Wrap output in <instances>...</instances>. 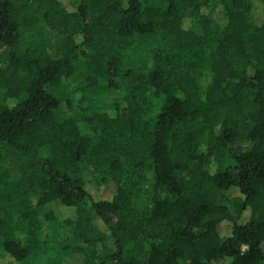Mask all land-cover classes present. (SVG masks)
Here are the masks:
<instances>
[{"label": "trees", "instance_id": "trees-1", "mask_svg": "<svg viewBox=\"0 0 264 264\" xmlns=\"http://www.w3.org/2000/svg\"><path fill=\"white\" fill-rule=\"evenodd\" d=\"M69 260L264 264V0H0V264Z\"/></svg>", "mask_w": 264, "mask_h": 264}, {"label": "rangeland", "instance_id": "rangeland-1", "mask_svg": "<svg viewBox=\"0 0 264 264\" xmlns=\"http://www.w3.org/2000/svg\"><path fill=\"white\" fill-rule=\"evenodd\" d=\"M212 12V18L213 20L219 24L220 26H223L225 23V17L221 14H219L216 9L214 10V7L212 6L211 8ZM150 56H147L148 62H150ZM208 79H209V74L204 75L202 78V87L203 89L206 88L208 84ZM118 90H113L112 94L108 96V98L104 99L102 101V105L105 107V109H111V107L116 104V101L119 100L120 96L118 94ZM121 94V93H120ZM99 101H96V104H98ZM152 174H149L151 176ZM113 190V186H108L104 189H96L92 188V193L100 198H106L110 195V192ZM152 195V189L151 188H146L141 192V196L138 199L139 205H141L143 202L148 201V198ZM61 204L58 202L51 203L48 205V209H56L60 206ZM221 232L223 234L227 233V225H222L221 226ZM66 232H59L55 233L50 224L47 221L41 222V227L39 230V241L48 244L51 247H57L60 245V243L66 238ZM109 244H112V240H108ZM72 260H69L68 263H72ZM227 261H223L222 263H225Z\"/></svg>", "mask_w": 264, "mask_h": 264}]
</instances>
